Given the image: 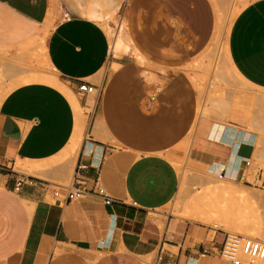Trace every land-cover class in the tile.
Returning <instances> with one entry per match:
<instances>
[{
    "label": "crops",
    "instance_id": "0c3cea01",
    "mask_svg": "<svg viewBox=\"0 0 264 264\" xmlns=\"http://www.w3.org/2000/svg\"><path fill=\"white\" fill-rule=\"evenodd\" d=\"M241 3L225 44L245 83L228 81L224 104L207 103L205 114L203 99L197 116L192 75L215 32L211 0H135L134 54L114 49L116 0H0V166L35 178L15 189L0 168V264H148L157 255L161 264H233L218 255L227 229L249 233L230 224V212L238 216L243 193L264 203L249 167L264 128V0ZM79 81L99 85L90 112L88 95L75 108L57 85L77 93ZM188 141L187 158L200 169L193 180L208 190L201 216L172 211L173 159ZM95 178L111 203L66 200L62 188L54 196L55 184L91 189ZM214 187L224 198L219 225L204 219Z\"/></svg>",
    "mask_w": 264,
    "mask_h": 264
},
{
    "label": "rangeland",
    "instance_id": "374dc122",
    "mask_svg": "<svg viewBox=\"0 0 264 264\" xmlns=\"http://www.w3.org/2000/svg\"><path fill=\"white\" fill-rule=\"evenodd\" d=\"M86 1L87 3L91 2V0ZM116 2V6L114 7L113 11H111V26L113 29H110V32H115L114 35L116 33L120 34L122 36V40L128 45L127 41L130 40V37L128 36L129 16L135 0H116ZM211 2L213 4L216 17L215 32L205 50H203L194 59V66L197 67L199 72L192 75L195 79V87L197 91L200 92L199 97L201 98V100L203 98L205 101V114L207 112V103H213V106L216 109L219 107V105L224 104V99L228 97L225 94V90L227 91V89L231 88V85L233 84L232 83L229 85L228 81L233 82L235 80H239L241 82V85L245 83V81H243L233 73L231 66L228 64V62H226L227 56L224 55V53L221 54V50L220 52H218L219 46L222 43L225 44L229 26L236 15V13H234L235 11H233L232 13V8L234 7L233 5L235 4V6L240 9L243 4L241 3V0H211ZM236 7H234L233 10H236ZM110 8V6L108 7L105 4H102L103 10L110 11ZM61 15H65V12L62 10ZM129 51L133 53V49L130 48ZM121 54L123 53L117 52L111 57L112 59H117ZM198 84L201 85L199 86ZM71 93L75 100H78L77 97L83 96L82 94L73 93L72 90ZM261 96V94H258V100ZM93 98V94L92 96H88V107H86V111L88 112H90L91 107L94 106L92 101ZM78 105L79 104H77V106ZM259 113L261 114L260 107ZM85 125L86 122L83 120L84 129ZM193 130L194 128H192L190 134L193 132ZM258 135L259 138L256 144L255 156L249 161V167L254 166L253 170H255V179L254 181L252 180V182L254 184H257L258 189L254 191L258 192L259 194H264V191H262L260 188L264 179V128L258 129ZM189 145L190 142L188 141L184 150L178 152V155H180V157L173 159V163L179 171L180 180L178 191L173 201L171 202L172 211L176 214L181 215H187L189 211H194L201 216L200 212L202 209V202L204 200L208 201V190L203 189L201 184L193 180V177L197 175L195 174L194 170L200 169L194 167L187 158ZM259 174L261 176V179L257 180V176ZM212 193L214 195V200H211L212 202L210 201L205 206L206 211H204V219L208 221L213 220L212 222L214 225H219L220 223H218L217 221L218 200H224V198H222V193L220 195L218 194L216 187L212 189ZM241 198L242 206L238 209V216L235 218L234 212H230L231 218L237 220L231 222L230 224L239 230H243L249 233L248 235L246 233H242V235H250L249 237L256 238L264 242V237L261 236V234H264V203L259 200L258 205L256 206L255 203L249 201V198H247V195L245 193L242 194ZM222 225L224 224L222 223ZM227 230L229 233H237L231 231L230 229ZM261 264H264V262L262 261Z\"/></svg>",
    "mask_w": 264,
    "mask_h": 264
},
{
    "label": "built area",
    "instance_id": "2783aa9c",
    "mask_svg": "<svg viewBox=\"0 0 264 264\" xmlns=\"http://www.w3.org/2000/svg\"><path fill=\"white\" fill-rule=\"evenodd\" d=\"M99 90V85L87 81H79L76 88L77 93L82 95L98 96ZM0 168L5 169L11 175L15 189L22 184L32 183L35 179L30 174L16 170L13 166H0ZM55 185L54 196L60 195V188H62L65 191L64 199L66 200H76L90 194L103 199L106 204L112 202L104 187L98 182V178H95L91 189H88L84 182L76 180L68 185ZM218 255L233 264H258L264 259V242L249 236L228 232L218 250ZM161 260V256L157 255L148 264H161Z\"/></svg>",
    "mask_w": 264,
    "mask_h": 264
},
{
    "label": "bare ground",
    "instance_id": "6f19581e",
    "mask_svg": "<svg viewBox=\"0 0 264 264\" xmlns=\"http://www.w3.org/2000/svg\"><path fill=\"white\" fill-rule=\"evenodd\" d=\"M234 7H236L235 6V4L233 5ZM234 7L232 8V13H233V11H236V10H233L234 9ZM237 8V7H236ZM111 33V32H110ZM115 33V32H114ZM114 33H111V35H113V37H114V49L115 50H121L122 52H129V50H130V48L128 47V45L122 40V36L120 35V34H115L114 35ZM113 40V39H112ZM112 40L110 41V42H112ZM111 46V45H110ZM110 49H111V47H110ZM220 50H221V54H223L224 53V55H226V45L224 44V43H222L220 46H219V49H218V52H220ZM218 52H217V54H218ZM113 53V52H112ZM115 53V52H114ZM138 57V56H137ZM139 58V57H138ZM195 76H196V74H195ZM196 78H197V76H196ZM195 80V79H194ZM55 83V82H54ZM56 84V83H55ZM66 94H67V96L70 98V100H71V102L73 103V105H74V107L76 108L77 107V100H75V98L73 97V95H72V93H71V91L69 90V89H67L68 87H66L65 85H59V84H57ZM199 85V84H198ZM201 85V84H200ZM199 85V86H200ZM200 89V88H199ZM199 92V91H198ZM199 94H200V92H199ZM88 96H92V94H90V95H88ZM96 98H97V96H95L94 95V98H93V104H95V102H96ZM200 99V98H199ZM202 100H203V98H202ZM201 99H200V101H199V106L197 107L198 108V112H197V116H200V115H202V112H203V108H204V106H202V101ZM204 103V102H203ZM205 104V103H204ZM81 117V116H80ZM83 123V120L82 119H80V120H78V123H77V127H76V130H75V142L72 144V145H75V146H73V147H71V148H78V147H76L77 145H79L80 143H78L79 141H81V133H82V126L81 125H83L82 124ZM73 151H75V150H73ZM77 152V151H76ZM24 172V171H23ZM26 173V172H25ZM28 174V173H27ZM233 232H235V231H233ZM238 234H241L242 235V233H239V232H237ZM248 235V234H247ZM250 236V235H249ZM264 262V259L263 260H261L260 262H258V264H261V262Z\"/></svg>",
    "mask_w": 264,
    "mask_h": 264
}]
</instances>
